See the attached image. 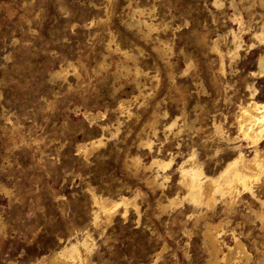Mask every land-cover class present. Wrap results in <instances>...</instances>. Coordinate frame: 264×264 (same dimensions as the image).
Segmentation results:
<instances>
[{
  "label": "rangeland",
  "instance_id": "1",
  "mask_svg": "<svg viewBox=\"0 0 264 264\" xmlns=\"http://www.w3.org/2000/svg\"><path fill=\"white\" fill-rule=\"evenodd\" d=\"M232 1L0 0V264H34L42 257L48 264L54 252L86 239L92 245L86 264H206L205 224L226 219L225 241L233 244L234 229L252 264H264V228L252 212L264 206L249 194L233 208L221 196L213 209L187 200L164 207L166 196H184L178 164L188 150L196 151L207 173L234 156L227 149L215 154L207 141L212 120L237 136L239 105L264 101V78L253 74L264 51L253 39L264 29V8L258 0ZM136 9L142 13L133 16ZM237 11L247 24L243 33L232 19ZM138 18L157 25L152 40L139 30ZM233 31L242 33V48L221 71L211 46L220 38L227 52ZM159 38L170 47L171 65L154 49ZM116 44L148 73L138 76L146 98L134 99L135 61ZM186 56L194 63L189 71ZM60 68L69 73L52 79ZM123 98L131 102L121 114ZM87 111L103 115L90 120ZM195 114L198 131L178 134V125ZM148 137L152 150L140 146ZM98 139L103 144L89 156L79 148ZM243 152L252 155L246 142ZM136 155L145 164L154 156L174 158L162 187L150 182L152 171L132 166ZM257 194L264 199V178ZM94 195L135 198L136 205H121L111 221L102 215L95 222Z\"/></svg>",
  "mask_w": 264,
  "mask_h": 264
},
{
  "label": "bare ground",
  "instance_id": "2",
  "mask_svg": "<svg viewBox=\"0 0 264 264\" xmlns=\"http://www.w3.org/2000/svg\"><path fill=\"white\" fill-rule=\"evenodd\" d=\"M258 1L260 2L261 7L264 8V0ZM253 3L254 2L251 3V6ZM232 5L236 6L235 0L232 1ZM137 12L142 13V10H134L133 16H135ZM232 19L238 22L239 31L243 33V31L247 28V24L245 23L241 12L237 11ZM136 25L147 39L152 40L151 34L157 28V25L154 23V21L142 20L138 18L136 20ZM242 33H235L233 31V39L230 42L231 44L229 45L227 52L222 50L220 46V38H217L213 41L211 51L218 57L221 71H224V60L227 57L232 62L238 58L242 48ZM253 39L255 42L264 45V29L256 31L253 35ZM159 42V45L154 46V49L163 60L170 64L168 57V51L170 50V47L167 45L165 46L167 43H163L161 38H159ZM113 47H115L114 40H111L108 45L109 51ZM116 49L122 50L117 46V44ZM122 52L125 55L133 58L135 61V83L139 93L134 99L137 100L139 97L146 98V94L144 92L146 84L141 83L138 76L141 73L147 76L148 73L138 66L137 59L133 54H130V52L126 50H122ZM185 60L187 61L188 65L187 71H189L194 65L193 60L188 56L185 57ZM105 65L106 62L104 60L100 64L101 69H105ZM257 65L258 71L253 72V74H258L261 78H264V51L259 55L257 59ZM124 69L126 70V73L130 72L128 66H125ZM64 73L67 75L69 73V69L60 68L59 70L54 71L52 73V79L62 76ZM74 75L77 77L79 75L76 69L74 70ZM77 77L75 78L77 79ZM149 77L154 78L156 75ZM202 89L203 93H207L203 84ZM257 91L258 90L253 87L252 96H255ZM129 102H131V100L125 98L121 99L118 103L117 110L120 111L121 114L129 111V109L126 107ZM197 106L203 108L200 102H198ZM184 113L185 112H183V114ZM85 115L90 120H97L103 115V113L99 111L97 114H94L87 111ZM154 118L155 119L152 121L151 125L155 130L154 132L156 133V123L158 116L156 115ZM199 118L200 115L195 114L194 120L189 121V119L184 118L183 123L178 125L179 119L177 117L173 120L170 128L178 125V134L186 129L196 131L198 129L196 121ZM233 124L236 125L238 130V135L234 137L228 134L222 120L218 121L217 119H213L212 131L210 134H208L209 138L207 141L214 143L215 154H219L227 149L234 152V156L224 165H222V167L217 172L207 173L204 169V162L198 158L196 151L194 149L188 150V155L180 164H178V186L183 190L184 196L183 198H180L178 194L173 197L166 196L168 205L164 207L178 205L187 200L195 206H204L208 209H213L217 204L218 196H221L228 207L233 208L237 201L241 199L244 194H249L260 204L261 208L264 206V199L260 198V196L257 194L258 184L262 182L264 178V147L262 146V143L264 142V101L261 102L253 99L245 104L241 103L239 105V110L235 115ZM116 130H119L118 126L116 127ZM243 142L247 143V147L250 149L252 155H247L243 152ZM102 144L103 140L98 139L91 141L89 144L81 145L79 148L85 151L86 156H89ZM224 145L226 146L224 147ZM140 146H144L152 150L153 141L149 137L141 139ZM173 159L174 158L165 160L154 156L150 163L145 164L142 162L141 157L136 155L131 158L130 162L138 172L142 169L152 171L153 176L150 182L156 186L162 187L163 181L160 180L162 178L163 180L166 178V172H168V170L172 167ZM161 172H163V174H161ZM94 197L95 204L98 207V211L96 212L95 216V222L101 219L100 217L102 215H105L108 220L111 221L118 212L119 206L121 205H136L135 198H129L126 196H122L119 200H113L104 196L97 197L96 195H94ZM252 212L261 222V228L263 229L264 212L261 209H252ZM200 215H202V213ZM229 223V219H226L220 220L218 222H207L205 224L203 238L208 247L209 252H207L210 256L206 264L253 263V254L250 252L248 245L242 240L240 236L236 235L234 229H232L233 232L231 233L234 238L233 244L229 245L225 241L224 236L228 232L227 227L229 226ZM91 251L92 245L90 240L86 239L82 243L77 242L72 244L70 247H64L60 251L54 252L50 256L48 264H86ZM46 260V257H42L34 264H46Z\"/></svg>",
  "mask_w": 264,
  "mask_h": 264
}]
</instances>
